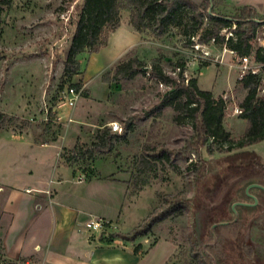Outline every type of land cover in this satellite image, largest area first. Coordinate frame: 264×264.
I'll use <instances>...</instances> for the list:
<instances>
[{"label":"rangeland","instance_id":"1","mask_svg":"<svg viewBox=\"0 0 264 264\" xmlns=\"http://www.w3.org/2000/svg\"><path fill=\"white\" fill-rule=\"evenodd\" d=\"M82 1L12 0L7 4L0 0V108L6 90L11 87L20 88L24 99L32 95L35 98L36 93L40 98L39 114L31 117L33 120L0 110L7 116L6 125L0 130L21 128L35 121L41 140L48 137L57 140L63 136L57 148H50L51 156L59 159L58 152L64 146H73L76 140L91 146L98 140L102 126L117 121L123 128L124 121L135 116L134 128L126 139L117 141L110 153L101 155L95 152L76 163H69L75 170L89 174L88 171L94 170L93 166L101 163L110 166L113 162L121 172L130 176L129 193L123 207L120 212L108 213L115 226L112 230L121 233L132 231L161 204L166 194L185 192L193 201L188 211L168 217L157 223L148 235L138 237L129 255L119 257L121 262L117 256L106 260L111 264H197L190 254L191 243L196 239L204 241L208 210L219 205L230 192L229 206L235 211L237 203L233 201L243 199L244 189L250 195L247 188L251 184L246 188L231 187L234 180L228 179L227 185L223 186L227 178L215 161L226 153L216 147L211 154L210 141L184 154L182 148L187 140L196 136V132L190 120L186 124L177 123L172 108L146 117L161 103L162 96L169 90L168 85H161L143 73L131 80L105 82L104 75L110 72L112 76L116 67L108 63L105 55L108 47L101 48L96 54L88 51L80 53L78 71L72 75L65 74V61L79 19L78 6ZM206 1L203 0V3ZM236 9L224 11L219 7L216 10L235 13ZM122 17H128L130 21V10L122 9ZM142 40L141 46L126 59L138 57L150 66L155 58L161 57L165 70L176 76L174 64L183 58L187 62L185 75L188 78L197 77L202 89L213 91L216 98H224V125L232 137L238 139L244 134L247 120L241 118L240 113H235L234 108L240 106L248 89L240 81L239 70L233 66L235 58L227 53L223 61L214 60L218 56L223 57V46L212 42L205 45L203 49L210 51L211 55L208 59L210 63L204 65L203 61L207 58L196 57L193 48L184 46L186 37L177 34L174 26L160 36L147 29ZM257 47L255 43L254 49ZM202 52L199 51L200 54ZM17 79L23 80V85L11 86L10 83ZM79 83L82 84L80 88L77 87ZM71 86L81 91L74 108L65 106L61 99L63 92ZM70 115L74 121L69 123ZM148 145L156 147V152L167 150L171 161L166 158L145 159L144 149ZM244 150L255 151L264 162V140ZM201 165H205L204 176L199 172ZM223 190L225 192L221 197ZM110 228L111 222L109 228L103 230L105 234H101L103 231L95 234L104 236ZM246 233V240L254 246L257 257L252 264H264V209L249 218ZM202 248H205L204 244Z\"/></svg>","mask_w":264,"mask_h":264},{"label":"trees","instance_id":"2","mask_svg":"<svg viewBox=\"0 0 264 264\" xmlns=\"http://www.w3.org/2000/svg\"><path fill=\"white\" fill-rule=\"evenodd\" d=\"M3 1L10 4L12 0ZM223 2L224 0H207L206 3L197 4L192 0H83L78 6L80 14L65 61V74L72 75L78 71L80 53H96L107 45L109 34L121 25L122 9L130 10V23L140 32L148 29L160 36L174 26L177 34L185 35L186 47L193 48L196 43L209 44L213 41L215 45H225L235 50L239 56L254 53L258 61L264 62V48L254 49L252 42L258 28L264 24V16L247 5L237 8L235 13L218 12L216 9ZM209 63V60L203 61L204 65ZM186 66V60L179 58L174 64V76L165 70L161 57L155 58L150 66L143 59L130 57L115 67L112 76L109 72L103 79L105 82H121L143 73L168 85L169 90L162 96L161 103L148 112L146 117L159 115L165 108H172L174 120L179 124H186L190 120L196 132V136L187 140L182 148L184 154L210 141L211 154H214L216 147L226 153L215 161L227 178L223 186L227 185L228 179L233 178L231 187L246 188L254 183L264 186V162L255 151L244 150L247 146L264 140V98L257 94V77L247 75L240 79L248 89L240 103L242 112L239 115L247 120V127L240 138L234 139L224 125V98H216L213 91L202 89L197 77L188 78L185 75ZM81 85L79 83L77 87L80 88ZM134 119L135 116H130L124 121L122 132H115L107 125L102 126L98 140L91 146L77 142L72 149H65V161L72 164L95 152L101 155L110 153L117 141L126 139L134 128ZM6 122L7 116L0 112V128ZM144 151L145 159L166 158L171 161V154L165 149L156 152V147L148 145ZM204 167L205 165H201L199 168L202 176L205 175ZM88 175H91L90 172ZM229 193L219 205L208 210L204 241L196 239L191 243L190 254L197 264H252L257 260L254 246L246 240V230L249 218L264 209V189L254 186L249 190L250 195L244 189L243 199L233 201L237 203L235 211L229 206ZM254 196L258 199L257 204H253ZM192 201L185 192L166 194L161 204L140 225L128 233L116 232L111 236L135 241L140 236L148 235L157 223L174 214L188 211ZM246 202L250 204H244Z\"/></svg>","mask_w":264,"mask_h":264},{"label":"crops","instance_id":"3","mask_svg":"<svg viewBox=\"0 0 264 264\" xmlns=\"http://www.w3.org/2000/svg\"><path fill=\"white\" fill-rule=\"evenodd\" d=\"M192 1L203 4V0ZM245 5L264 16V0H224L219 7L231 11ZM122 26L135 33L140 47L144 32L138 31L128 17H122ZM108 44L109 39L102 49ZM22 81L13 80L10 85L21 86ZM33 96L24 99L20 88L11 87L4 94L0 110L31 120L39 114L40 98L37 93ZM40 134L35 121L21 128L0 130V257L31 258L36 264H111L106 259L129 255L135 241L108 237L116 233L108 213L120 212L123 207L130 176L113 162L110 166L101 163L93 166L85 180L78 181L76 175L81 171L61 155L77 140L73 146H64L58 152L60 158L55 159L50 148H57L63 136L41 140ZM92 217L111 222L112 228L104 237L87 230L86 223Z\"/></svg>","mask_w":264,"mask_h":264},{"label":"built area","instance_id":"4","mask_svg":"<svg viewBox=\"0 0 264 264\" xmlns=\"http://www.w3.org/2000/svg\"><path fill=\"white\" fill-rule=\"evenodd\" d=\"M229 35V34H227ZM253 44H258V47L264 48V24L260 26L257 30L256 36L253 39ZM213 43V41H212ZM207 44H201L196 43L193 47V50L195 51L196 57L201 58H207L209 59L210 51L204 50V46ZM202 50V54L199 53V51ZM229 53L232 58H235L236 61L233 64L234 67H236L239 70L240 79L244 78L247 75H254L257 77V94L264 98V62H260L256 59L255 54H250L247 56H239L238 53L233 50L227 48L225 45L223 46V57L214 58L215 61H223L224 56ZM161 85H164V83H160ZM81 91L77 88L71 86L67 87L65 92H63L61 99L63 100V104L65 106H69L71 108H74L77 105V102L80 98ZM235 113H241L242 109L240 106H236L234 108ZM69 123L74 121V118L72 115L68 117L67 120ZM110 128L115 132H122L123 128L117 121H112L108 124ZM88 174L78 173L76 175V179L78 181H83L87 178ZM110 221L106 220L102 217H92L87 223L86 228L89 232L92 233H99L107 228H109ZM0 264H36L35 261L31 258H21V259H6L3 257H0Z\"/></svg>","mask_w":264,"mask_h":264},{"label":"clouds","instance_id":"5","mask_svg":"<svg viewBox=\"0 0 264 264\" xmlns=\"http://www.w3.org/2000/svg\"><path fill=\"white\" fill-rule=\"evenodd\" d=\"M138 46L135 33L127 26L118 27L109 38L105 55L111 66H117Z\"/></svg>","mask_w":264,"mask_h":264},{"label":"water","instance_id":"6","mask_svg":"<svg viewBox=\"0 0 264 264\" xmlns=\"http://www.w3.org/2000/svg\"><path fill=\"white\" fill-rule=\"evenodd\" d=\"M211 9H212V6H211L210 9H209L210 12H211ZM145 69L148 70V67H146ZM234 179H235V178H233V180H234ZM254 186L261 187V188L264 189V186L254 183V184H251V185L248 186L247 191L249 192L250 188H251V187H254ZM224 192H225V190H223L221 197L223 196ZM254 199H255V202H254L253 204H257V203H258V199H257V197L254 196ZM244 204H250V203H244ZM253 204H252V205H253ZM105 233H106V232L103 231L101 234H105Z\"/></svg>","mask_w":264,"mask_h":264}]
</instances>
